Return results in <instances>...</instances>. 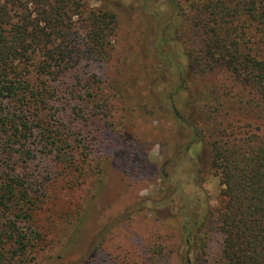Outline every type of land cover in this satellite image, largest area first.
Returning a JSON list of instances; mask_svg holds the SVG:
<instances>
[{
	"label": "trees",
	"instance_id": "trees-1",
	"mask_svg": "<svg viewBox=\"0 0 264 264\" xmlns=\"http://www.w3.org/2000/svg\"><path fill=\"white\" fill-rule=\"evenodd\" d=\"M185 1L176 37L206 91L198 131L219 185L198 230L199 251L216 233L208 264H264V131L230 116L264 112V0ZM113 26L114 14L87 0H0V264L32 261L43 181L26 169L64 161L70 142L81 147L80 161L87 157V135L79 139L73 122L107 108L87 69L109 57Z\"/></svg>",
	"mask_w": 264,
	"mask_h": 264
},
{
	"label": "rangeland",
	"instance_id": "rangeland-1",
	"mask_svg": "<svg viewBox=\"0 0 264 264\" xmlns=\"http://www.w3.org/2000/svg\"><path fill=\"white\" fill-rule=\"evenodd\" d=\"M87 1L114 14L109 57L87 69L108 104L73 122L79 139L87 135L84 161L70 142L64 161L25 171L43 181L29 264H208L218 235L208 234L203 253L197 236L219 185L198 131L206 91L176 37L186 1ZM230 114L264 131V112Z\"/></svg>",
	"mask_w": 264,
	"mask_h": 264
}]
</instances>
